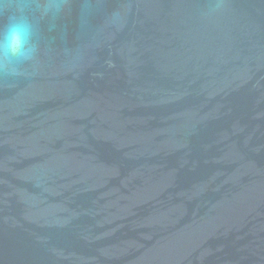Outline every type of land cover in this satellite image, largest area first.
<instances>
[{"label": "water", "instance_id": "95a60500", "mask_svg": "<svg viewBox=\"0 0 264 264\" xmlns=\"http://www.w3.org/2000/svg\"><path fill=\"white\" fill-rule=\"evenodd\" d=\"M69 3L0 73V264H264V0Z\"/></svg>", "mask_w": 264, "mask_h": 264}, {"label": "clouds", "instance_id": "9594fccd", "mask_svg": "<svg viewBox=\"0 0 264 264\" xmlns=\"http://www.w3.org/2000/svg\"><path fill=\"white\" fill-rule=\"evenodd\" d=\"M69 6V0H0V73L20 75L39 54V21L47 18L52 30Z\"/></svg>", "mask_w": 264, "mask_h": 264}]
</instances>
